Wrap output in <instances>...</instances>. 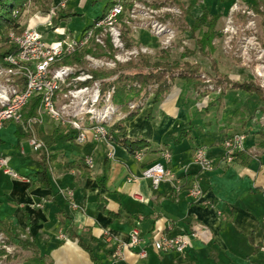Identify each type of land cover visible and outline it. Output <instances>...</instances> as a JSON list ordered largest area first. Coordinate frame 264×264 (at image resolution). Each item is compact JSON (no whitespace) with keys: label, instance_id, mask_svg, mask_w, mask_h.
<instances>
[{"label":"crops","instance_id":"1","mask_svg":"<svg viewBox=\"0 0 264 264\" xmlns=\"http://www.w3.org/2000/svg\"><path fill=\"white\" fill-rule=\"evenodd\" d=\"M172 1L183 14L191 15L192 5L184 9L179 0ZM223 3L225 0H203L192 22L203 10L221 17ZM47 16L51 26L52 17ZM192 22L183 28L184 34L190 35ZM129 37L130 43L151 52L159 45L145 29L135 28ZM167 52L168 61L176 62L170 50ZM183 58L202 66L195 55L190 60ZM202 58L215 63L211 55ZM201 71L207 73L205 68ZM201 92L176 79L160 101L154 103L151 96L136 117L123 123L119 138L146 142L140 161L120 144L94 140L89 132L87 140L78 144L75 133L64 127L46 151L56 155L59 165L90 156L93 168L84 177L77 167H51L47 171L49 187L37 180L38 152L28 143L30 133L19 124L6 122L0 129V155L8 157L10 167L30 182L0 172V219L21 239L33 242L38 253L49 257L52 264H94L77 240L87 245L97 260L95 264H264V128L252 118L263 102L243 91L226 90L218 101L209 100L205 106ZM45 118L39 126L46 135L62 126L46 123ZM182 130L189 134L178 139ZM35 132L33 128L36 136ZM234 133L246 134L244 150L226 164L221 159V142ZM200 147L206 148L213 160L212 171H201L194 163L195 150ZM111 150L113 158L108 156ZM162 151L170 153L165 166L173 178L154 188L142 172L164 162ZM106 166L107 177L100 187L97 178ZM193 185L202 190L197 199L189 195ZM67 192L72 193L76 208H72ZM134 228L138 230V244L126 249L124 258L116 262L114 242H128ZM59 231L65 239L59 237ZM162 235L187 238L183 253L153 250L150 242ZM142 247L146 248V258L137 255Z\"/></svg>","mask_w":264,"mask_h":264},{"label":"built area","instance_id":"2","mask_svg":"<svg viewBox=\"0 0 264 264\" xmlns=\"http://www.w3.org/2000/svg\"><path fill=\"white\" fill-rule=\"evenodd\" d=\"M126 2L127 0H112L104 13L85 28L78 38L64 35L49 45L35 28H25L19 35L9 34V43L15 45L16 51L4 57L0 63V129L6 122L23 126L30 133L28 143L35 152L44 148V144L33 134V126L41 124L45 117L69 127L75 133L78 144L87 140L88 132L94 140L111 143L109 128L116 114V108L111 103L114 88L103 90L102 84L105 81L94 78L91 71L113 69L117 64L125 63L139 53L146 52V48L128 47L122 38L120 17ZM138 6L139 4H135L131 13L139 9ZM64 8L65 2L58 6L52 3L50 15L55 10ZM140 10L149 19L151 33L162 39L163 46L168 45L174 38V33L167 25L154 19L158 11L144 8ZM246 13L250 14L251 11ZM97 51H100L99 55L94 54ZM80 52L83 54L79 61L65 63V60ZM257 71L260 75L259 68ZM209 88L212 89L211 86ZM33 98L39 101L37 113L24 121L22 113ZM245 140L244 133L225 137L221 142L222 161L226 164L232 163L235 154L244 150ZM143 155V150H138L132 157L140 161ZM108 156L113 158L114 151L111 150ZM161 157L164 162L155 163L142 172V176L149 179L154 188L160 182L173 178L171 171L165 166L170 161V153L162 151ZM193 161L201 171L214 169L213 160L208 157L204 147L195 150ZM84 163L90 169L93 168V159L90 156L84 158ZM0 172L11 179L30 182L27 176L14 171L9 165L8 157L3 155H0ZM189 195L197 199L202 195V190L198 185H193ZM67 197L72 208H76L71 192H67ZM59 237L65 239L63 234ZM138 242L137 228L131 231L128 242L115 241L114 260L117 262L123 259L124 251ZM187 244L185 237L162 235L152 240L149 245L158 253L182 254ZM3 247L10 251L6 245ZM262 250L264 252V248ZM137 255L146 258V248L142 247Z\"/></svg>","mask_w":264,"mask_h":264},{"label":"rangeland","instance_id":"3","mask_svg":"<svg viewBox=\"0 0 264 264\" xmlns=\"http://www.w3.org/2000/svg\"><path fill=\"white\" fill-rule=\"evenodd\" d=\"M108 1L109 0H49L50 12L52 11V3L53 5L58 6L61 2H65L64 9L75 14L67 20L61 21L55 29L47 24V14L35 11L33 5L28 6L27 10L22 12L20 15H17L16 21L19 23L21 30L25 28H35L42 35L43 39L51 45L64 35H69L74 38L80 37L82 31L102 14L103 8ZM217 1L221 2L223 0ZM179 2L183 5L184 9L187 8L188 5L193 6L190 16L183 14L180 6L172 0H127L124 6L123 14L120 17V30L126 45L127 42L124 39V36L128 37L130 41L129 33H131V31L135 28L145 29L150 35L159 41V45L151 52L150 50L148 51L145 46H135L130 43L131 45H127L128 47L146 48V52L139 53L137 57L132 58L125 63L117 64L115 68L119 65L136 61L140 54L147 55L149 59L154 62L159 59V56L163 51L170 50L172 59L176 61L173 63L179 65L183 64V57L190 60L189 58L194 57L195 55L198 60H200L202 65L201 70L205 68L207 72L202 73V77L207 83L206 87L202 88V92L204 94V105L207 106L209 100L216 102L220 99L221 87H215L214 85V72L211 68L212 62L208 61V58V60L205 59L206 57L202 58L203 55L197 53L195 39L187 33L184 34L182 31L187 24L192 22L191 18L200 13L203 7V0H179ZM251 2L252 0H225V3L222 5V12L220 13L221 17L214 26L212 50L208 53V55H211L214 59V64L221 73L229 75L231 80L238 82L252 80L256 85L263 89L264 95V8L261 9L262 14H255L249 7V3ZM135 4H139V9H136L134 13H131ZM127 5L129 6L127 7ZM141 8L157 10L158 14L154 16V19L164 25H167V27L173 31L174 38L168 45L163 46L162 39L160 37L157 38L151 33L149 28V19L147 18V15L142 14L143 12L140 10ZM57 11L59 10H55L54 14L50 15L49 13L48 15L53 18ZM247 11H251V13L247 14ZM192 52L196 53L193 54ZM75 56H72V58ZM75 61L79 60H65V63L71 64ZM115 68L110 70H114ZM258 68L260 75H258ZM115 78L116 75L99 80L112 82ZM207 80L209 81L207 82ZM133 85L139 87L137 84ZM209 86H211L212 89H210ZM152 87L153 86L148 87L149 95L146 100L153 96ZM145 102L141 105L143 106ZM239 102L241 101H238V103ZM111 103L116 108V114L112 118L111 122V125H113L125 116V111L120 106L112 102V96ZM262 104L264 105V103ZM138 105L139 102L136 103L132 101L128 103V108L132 109ZM252 118H254L253 122H255V124H258L260 128H264V113H262L261 110L253 112ZM51 121L52 120L49 118H45L46 123ZM59 233L60 231L58 232V235ZM19 234L21 235V233ZM0 237L2 238V240H0V248L9 254L15 253L16 251L14 248L6 245L10 248V251H7V249L3 247V245L5 246V239L1 234ZM29 259L30 254L20 253L11 261L6 260L5 256L0 257V264H30Z\"/></svg>","mask_w":264,"mask_h":264},{"label":"trees","instance_id":"4","mask_svg":"<svg viewBox=\"0 0 264 264\" xmlns=\"http://www.w3.org/2000/svg\"><path fill=\"white\" fill-rule=\"evenodd\" d=\"M112 4L111 0L104 6L103 12ZM33 5L35 11L49 14V0H0V63L3 62V58L9 54H13L16 51L15 45L8 43L9 34L19 35L21 29L19 23H17V15L27 10L28 6ZM129 5H127L128 7ZM249 7L255 14H262L261 9L264 8V0H252L249 3ZM74 13L69 10L60 9L52 18L51 26L53 29L58 27L61 21L67 20ZM100 17V16H99ZM97 17V18H99ZM96 18V19H97ZM220 15H212L207 10H203L202 13L193 20L189 27V32L192 38L195 39L198 50L203 55H207L212 50V40L214 38V26L219 20ZM95 19V20H96ZM127 45H131L128 37L124 36ZM86 52V50H85ZM90 52V51H89ZM83 53H78L75 57L67 59L68 61L79 60ZM94 54H100V51ZM212 69L214 71V85L215 87H221L220 95L226 90H239L254 95L264 103L263 89L256 85L252 80L238 82L231 80L227 75L220 74L214 63H212ZM94 78L104 79L110 78L116 75V78L112 82H103V90L109 87L114 88L112 94V102L120 106L125 111V116L115 122L110 128L109 133L111 135V142H116L123 146L131 155L135 151L142 150L146 147V142L140 140H132L128 138H119V135L123 133L125 121L132 120L138 115L142 108V103L145 102L149 95V86H153V102L157 103L163 96L169 91L172 83L176 79H182L187 84L191 85L195 90L205 88L207 83L202 77V71L199 65L191 64L187 61L182 65L169 62L168 52L163 51L156 61H151L145 54H140L138 59L128 64L119 65L114 70L91 71ZM137 84L139 87L134 86ZM139 102V105L130 109L128 108L129 102ZM39 101L36 98L31 99L28 110L26 113H22L24 121L33 117L37 113ZM264 113V106L261 108ZM67 126H59L57 131L51 135H46L40 129L39 124L33 126L36 131V136L43 142L44 148L38 152L39 171L37 172V180L41 186L49 187L47 178V171L51 167H63L65 169H72L77 167L82 169V174L89 175L90 168L84 163V159L80 162H73L70 164L59 165L56 164V155L48 153L47 148H50L56 137L61 130H64ZM188 130H182L178 139H182L188 136ZM235 134V133H234ZM232 135V134H230ZM227 135V136H230ZM226 136V137H227ZM177 139V140H178ZM264 150V141L261 143ZM239 153L235 154L237 156ZM107 166L104 167L102 176L97 178L100 187L103 186L107 177ZM0 234L5 239V245H11L15 247V253L9 254L5 250L0 248V257L5 256L6 260L15 259L20 253L25 251L30 252L29 262L31 264H52L51 260L47 256H41L33 242L21 239L18 233L10 228L3 220L0 219ZM81 248H83L90 256L92 262L95 264L97 261L95 256L88 249L87 245L82 243L81 240H77Z\"/></svg>","mask_w":264,"mask_h":264}]
</instances>
